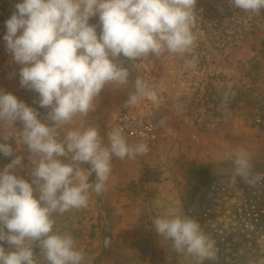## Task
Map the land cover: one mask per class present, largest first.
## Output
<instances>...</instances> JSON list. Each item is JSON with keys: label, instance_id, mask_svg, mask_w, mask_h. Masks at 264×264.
I'll return each instance as SVG.
<instances>
[{"label": "rangeland", "instance_id": "374dc122", "mask_svg": "<svg viewBox=\"0 0 264 264\" xmlns=\"http://www.w3.org/2000/svg\"><path fill=\"white\" fill-rule=\"evenodd\" d=\"M18 2L0 0V88L43 116L46 110L33 103L37 94L19 86L20 66L3 40L5 21ZM197 9L203 11L187 57L164 53L132 62L129 85L104 89L95 111L83 118L99 129L105 144L110 131L121 127L129 143L148 146L135 159L114 157L107 191L90 192L86 208L55 217V227L70 231L84 250L85 264H194L191 257L172 253L170 242L162 246L152 228V219L175 201L216 242V258L204 264H258L264 258V185L233 182L230 161L224 159L243 146L255 170L264 171V9L246 15L228 0H198ZM192 56L196 66L188 67L185 60ZM12 72L17 75L10 77ZM137 76L147 78L156 98L128 105ZM136 120L146 126L142 135L133 131ZM10 143L24 156L18 171L27 178L33 168L30 154L26 146ZM11 159L0 154V168Z\"/></svg>", "mask_w": 264, "mask_h": 264}, {"label": "clouds", "instance_id": "9594fccd", "mask_svg": "<svg viewBox=\"0 0 264 264\" xmlns=\"http://www.w3.org/2000/svg\"><path fill=\"white\" fill-rule=\"evenodd\" d=\"M197 3L20 0L15 4L5 21V48L20 66L19 86L36 93L33 103L46 112L41 116L38 108L0 88V154L12 158L0 168V264H85L84 250L70 231L55 227V217L86 208L90 192L100 196L107 191L114 157L135 159L147 153L148 146L129 143L121 127L110 131L105 144L99 129L85 125L83 118L95 111L104 89L129 85L132 62L164 53L187 57L192 52L193 28L203 11ZM228 4L246 15L264 9V0H228ZM92 18L98 22L90 23ZM185 63L195 67L197 58ZM16 75L12 72L10 77ZM131 83L126 104L156 98L147 78L137 76ZM230 90L228 85L224 103ZM10 141L26 146L30 154L33 168L27 178L18 171L24 156ZM224 159L230 161L233 182L264 185V171L255 170L245 147L233 149ZM152 228L161 244L170 242L172 253L191 257L194 264L216 258L215 240L196 219L182 213L179 201L155 216ZM110 243L106 238L104 246ZM258 264H264V258Z\"/></svg>", "mask_w": 264, "mask_h": 264}, {"label": "built area", "instance_id": "2783aa9c", "mask_svg": "<svg viewBox=\"0 0 264 264\" xmlns=\"http://www.w3.org/2000/svg\"><path fill=\"white\" fill-rule=\"evenodd\" d=\"M145 124L141 121V123H139L138 124V121L136 120L135 122H134V133L136 134V135H142V133H143V131H144V129L146 128V126H144Z\"/></svg>", "mask_w": 264, "mask_h": 264}]
</instances>
